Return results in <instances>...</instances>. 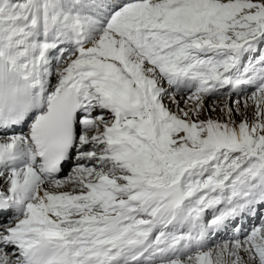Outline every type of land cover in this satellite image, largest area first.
<instances>
[{
    "label": "snow or ice",
    "instance_id": "1",
    "mask_svg": "<svg viewBox=\"0 0 264 264\" xmlns=\"http://www.w3.org/2000/svg\"><path fill=\"white\" fill-rule=\"evenodd\" d=\"M0 264H264V0H0Z\"/></svg>",
    "mask_w": 264,
    "mask_h": 264
}]
</instances>
